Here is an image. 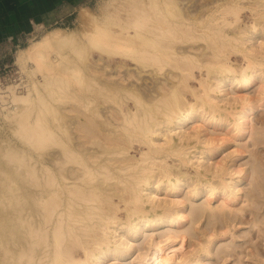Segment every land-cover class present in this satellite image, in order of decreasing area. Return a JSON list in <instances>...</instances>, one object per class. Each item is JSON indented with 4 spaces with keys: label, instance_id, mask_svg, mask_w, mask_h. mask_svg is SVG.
I'll return each instance as SVG.
<instances>
[{
    "label": "clouds",
    "instance_id": "9594fccd",
    "mask_svg": "<svg viewBox=\"0 0 264 264\" xmlns=\"http://www.w3.org/2000/svg\"><path fill=\"white\" fill-rule=\"evenodd\" d=\"M0 264H264V0H0Z\"/></svg>",
    "mask_w": 264,
    "mask_h": 264
}]
</instances>
